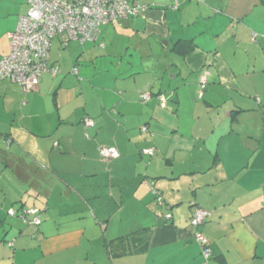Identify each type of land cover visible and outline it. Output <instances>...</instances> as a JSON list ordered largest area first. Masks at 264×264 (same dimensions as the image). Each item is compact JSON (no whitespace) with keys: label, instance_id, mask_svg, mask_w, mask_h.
<instances>
[{"label":"crops","instance_id":"1","mask_svg":"<svg viewBox=\"0 0 264 264\" xmlns=\"http://www.w3.org/2000/svg\"><path fill=\"white\" fill-rule=\"evenodd\" d=\"M128 1L137 16L51 53L35 95L0 82V264H264V0ZM29 9L0 0V58ZM77 53L96 58L92 101L58 76L72 64L80 78ZM105 146L120 158L104 161ZM197 207L210 212L198 230Z\"/></svg>","mask_w":264,"mask_h":264},{"label":"built area","instance_id":"2","mask_svg":"<svg viewBox=\"0 0 264 264\" xmlns=\"http://www.w3.org/2000/svg\"><path fill=\"white\" fill-rule=\"evenodd\" d=\"M29 4L30 9L20 16L17 28L9 34V55L0 58V82L7 80L20 84L26 91L35 90L45 73H56L49 66L54 38H61L66 43L71 40L96 42L104 26L137 16L143 8L128 0H29ZM206 84L207 76H203L201 87L204 89ZM142 98L143 101H148L150 95L144 94ZM160 100L164 102V98L160 97ZM93 124V120L86 119L87 126ZM142 129L144 132L148 130L147 126ZM155 152V148L144 151L148 156H154ZM100 154L106 161L120 158V153L114 147H102ZM154 191L160 201L162 197L159 191ZM38 213V209L30 208L21 211L20 216L27 219L34 215L28 222L39 226L42 217ZM17 214L16 211H10L13 217ZM209 216L208 210L195 208L191 226L198 230ZM195 234L204 247L203 255L209 259L212 251L208 240L199 231Z\"/></svg>","mask_w":264,"mask_h":264},{"label":"rangeland","instance_id":"3","mask_svg":"<svg viewBox=\"0 0 264 264\" xmlns=\"http://www.w3.org/2000/svg\"><path fill=\"white\" fill-rule=\"evenodd\" d=\"M29 7H30V4H29ZM61 42H62V44L64 43L65 45L67 44L65 41H63V40H61V38H58V37H56L54 40H53V42H52V49H51V53L53 52L54 54H57V55H61L63 52H65L66 54H67V56H68V50L70 49V48H73V44H74V40H71L70 41V43H71V45H70V47H68V48H66V49H62L60 46H61ZM80 52V51H79ZM80 54L79 53H77V54H75L74 56H73V60L70 62V63H75V64H77V62L79 61L80 63L78 64L79 66H77L76 67V69H78L79 67L80 68H82L83 69V72H82V74H81V76H80V78H79V76H77V75H75L76 73H75V71L73 70V65L71 64V68H70V70H68V72H65L64 73V75L60 72L59 74H58V76H67L68 78H70V79H72V87H74L75 88V91H76V94H78V92H79V90H81L80 89V87L77 85H75L74 86V84H75V82L74 81H76V82H82V81H84L83 82V85L82 86H86L85 87V91L86 92H84L85 93V99L87 100V101H92V100H94L95 98H96V94H94V92H95V90L94 91H92V85L91 84H89L88 83V78H86L85 76H84V74H86L87 72H90V74H94V72H95V68H94V62L96 61V58H82V56H79ZM79 56V57H78ZM66 59L64 60V62H65V64L66 63H68L70 60H69V58L68 57H65ZM77 59V60H76ZM98 60H100V59H98ZM74 61V62H73ZM62 63V61L60 60L59 61V63ZM99 63V62H98ZM168 65H170V64H168ZM174 72L175 71H172V72H168L167 73V79H169V80H171L170 78H171V75L172 74H174ZM81 78H83V79H81ZM78 84V83H77ZM19 86H21L20 84H19ZM69 88H71V87H69ZM58 89V88H57ZM55 91V90H54ZM54 91L52 92V93H54ZM29 92H31V93H33L34 95H35V93H34V91H29ZM30 94V93H29ZM82 95V94H81ZM53 97V96H52ZM52 97H51V99H52ZM27 98V96H25V99ZM78 98V97H77ZM80 98V97H79ZM49 100V99H48ZM198 101H201V102H205V100H203V93L201 92L200 93V98L199 99H197ZM47 101V99H44L43 100V102H41L42 103V106H41V111H44V115L43 116H45L46 114H47V112L45 111V110H43V108H44V106H45V104H47V103H45ZM50 102H51V100H50ZM78 102L82 105L83 104V99L81 98L80 100L78 99ZM50 103L48 102V105H49ZM62 104H64V103H61V105ZM222 104H223V102H222ZM51 105H52V103H51ZM228 111H227V109H225L224 110V108H222V112H221V115H220V118H226V119H228V117H229V114H230V112H231V110H230V105L228 106ZM83 109V107L80 109L81 110V113H84V111L82 110ZM189 109V108H188ZM188 109H187V111L185 112V110H184V113H183V115H182V118H183V124H182V129H185L186 130V128H188V130H190V132H191V127H192V125L194 124V118H193V116H192V111H190L189 113H188ZM230 111V112H229ZM211 115H213V113H211ZM53 116H56L55 114L53 115ZM207 117V116H206ZM141 132V130H140V128L139 129H137V130H135V134H137V132ZM144 133H147V132H144ZM150 132H148V134H149ZM103 159V158H102ZM101 159V160H102ZM180 160H182V159H184V158H179ZM105 161V160H104ZM107 162H109V161H107ZM10 215V214H9ZM39 215H41V217H42V220H43V215H42V212L40 211L39 213H38V216ZM34 217V215H30V219H32ZM29 225V224H28ZM31 225V224H30Z\"/></svg>","mask_w":264,"mask_h":264},{"label":"water","instance_id":"4","mask_svg":"<svg viewBox=\"0 0 264 264\" xmlns=\"http://www.w3.org/2000/svg\"><path fill=\"white\" fill-rule=\"evenodd\" d=\"M170 68H171L170 65H168V70H169V72H170ZM171 77H172V75H171Z\"/></svg>","mask_w":264,"mask_h":264},{"label":"clouds","instance_id":"5","mask_svg":"<svg viewBox=\"0 0 264 264\" xmlns=\"http://www.w3.org/2000/svg\"><path fill=\"white\" fill-rule=\"evenodd\" d=\"M29 209H30V208H29ZM35 209H36V208H35ZM23 210H25V209H22V211H23ZM26 210H27V209H26ZM38 210H39V209H38ZM39 212H40V210H39ZM29 220H30V219H29ZM41 224H42V223H41ZM41 224H40V225H41Z\"/></svg>","mask_w":264,"mask_h":264},{"label":"trees","instance_id":"6","mask_svg":"<svg viewBox=\"0 0 264 264\" xmlns=\"http://www.w3.org/2000/svg\"><path fill=\"white\" fill-rule=\"evenodd\" d=\"M156 154V153H155ZM154 182V181H153Z\"/></svg>","mask_w":264,"mask_h":264}]
</instances>
